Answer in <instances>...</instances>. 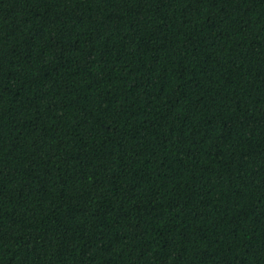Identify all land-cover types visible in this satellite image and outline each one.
<instances>
[{"label": "trees", "instance_id": "1", "mask_svg": "<svg viewBox=\"0 0 264 264\" xmlns=\"http://www.w3.org/2000/svg\"><path fill=\"white\" fill-rule=\"evenodd\" d=\"M0 264H264V0H0Z\"/></svg>", "mask_w": 264, "mask_h": 264}]
</instances>
